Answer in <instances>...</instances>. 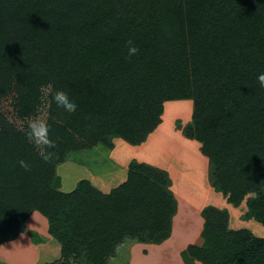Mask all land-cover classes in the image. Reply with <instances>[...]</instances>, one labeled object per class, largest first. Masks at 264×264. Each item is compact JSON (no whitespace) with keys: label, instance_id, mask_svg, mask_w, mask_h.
<instances>
[{"label":"trees","instance_id":"1","mask_svg":"<svg viewBox=\"0 0 264 264\" xmlns=\"http://www.w3.org/2000/svg\"><path fill=\"white\" fill-rule=\"evenodd\" d=\"M129 40L139 48L131 58ZM261 72L264 0H0V244L34 212L61 246L49 264H109L128 240L167 241L178 205L166 171L133 162L127 181L104 194L85 180L58 191L56 170L70 153L116 137L143 144L164 104L179 100L194 102L186 134L202 144L212 186L233 207L247 199L246 218L264 227ZM59 92L75 113L56 107ZM38 116L56 145L43 154L51 165L27 141ZM201 215L185 264H264V239L231 229L227 209Z\"/></svg>","mask_w":264,"mask_h":264},{"label":"rangeland","instance_id":"2","mask_svg":"<svg viewBox=\"0 0 264 264\" xmlns=\"http://www.w3.org/2000/svg\"><path fill=\"white\" fill-rule=\"evenodd\" d=\"M193 114L194 102L192 100L171 101L164 104L163 114L161 116V124L163 123V127L160 133V138L162 137V139L159 138L160 141H158L157 145L155 143H150L148 145V148L152 153H150L145 148L141 150L136 149L138 150V156L136 158L129 157L127 159V165H125L126 168L124 172L121 173L113 170L114 168L112 167V165L117 163L113 156L117 147V143L115 141H122L131 147H138L142 144L134 146L125 140L116 137L112 140V146L100 144L91 149H84L70 153L66 160L57 167V190L69 193L75 189L81 181L85 180L90 182L92 186L102 193L107 194L112 189L117 188L127 181L129 168L133 162L148 164L163 170L162 168L154 165V160L157 161V159H159V157L156 155L162 157L164 154H171L170 151L169 153L168 151L166 152V146L169 145L168 141H171L173 136L179 135L181 137H187V128L193 122ZM151 134L144 143H146L149 138H151ZM179 136L178 138L181 140V137ZM190 140L196 141L194 139ZM200 145L202 151V144L200 143ZM181 149L179 150L176 148L175 151L179 153V157L181 158L180 160H183L182 165H184L182 170L183 176L182 179H179V187H177L178 193H180V195L184 198V207L182 212L183 217L178 219L176 237L173 239L172 243L167 246L168 249H170V253L172 255L170 256L169 251L167 253L165 249H162V253L166 254L168 257L167 261H165V264L166 262H168L167 264H180L173 252L175 249L177 250L178 248L185 246V244L189 241L194 240V237L198 233L199 226L201 225V221L198 219L196 212L199 207L198 204L206 202V199L208 196H210L208 195V192L203 189V187L197 184L194 178L195 172L192 168L193 156L189 153L190 148L187 145H182ZM121 151L125 156H127L131 150L128 149V147H124V149L121 148ZM163 160L165 161L166 158ZM169 160H172L171 157ZM166 172L171 178L170 173L168 171ZM208 177H210L209 180L212 184L214 180L212 168L209 170ZM170 190L173 192L171 188ZM215 192L220 194L219 196L221 198V192L216 189ZM193 195L194 197H192ZM222 198L223 201L221 203V208H226L229 211L231 229H248L255 237L264 239V227L260 223L246 218L247 199L244 200V202L239 207H233L227 203L226 198L223 196ZM189 204H191L194 209H192ZM177 205H179L178 200ZM192 211H194V214H190ZM43 238L53 240L52 243L48 244L52 246L54 253L58 251V248L61 250L60 244L49 233L47 219L41 213L34 212L25 221L22 233H20L16 238L5 240L0 244V264L35 263V249L33 250L31 248L36 247L37 251V248L42 247V245L46 242ZM200 239L201 234L196 242H200ZM126 242L125 245L122 246L121 255L119 256L118 260L113 261L112 264H127L129 259V251L136 242L131 240ZM57 243L58 245H56ZM157 251L158 250L156 249L153 250V253L149 254L148 256L136 251L134 252V261L136 264H163L160 259H162V256L165 255H160L159 253H156ZM31 257L33 259L32 261H29ZM23 260H25V262Z\"/></svg>","mask_w":264,"mask_h":264},{"label":"crops","instance_id":"3","mask_svg":"<svg viewBox=\"0 0 264 264\" xmlns=\"http://www.w3.org/2000/svg\"><path fill=\"white\" fill-rule=\"evenodd\" d=\"M168 103V102H167ZM166 104V103H165ZM162 127H163V123L155 130V132L153 134H151V138H149V140L142 144L141 146L138 147H131L128 146L127 144H125L122 141H115L116 144V149L114 151V159L116 160V164L112 165V167L114 168L113 170L117 171L118 173L124 172L125 170V165H127V159L129 157H137L138 156V150L136 149H147L149 152V148L148 145L151 143H155L156 145L158 144V141H160V139H162V137L160 138V133L162 131ZM179 135H175L171 138V141L169 142V145L166 146V152L169 151L171 152V154L169 155H162V157L156 155L157 157H159V159L154 160V165H156L157 167L162 168L163 170H166L170 173L171 175V179H172V186L171 189L173 190L177 200H178V211L176 213V215L173 218V229H172V234L171 237L165 241L163 244L161 245H153V244H142V243H135V245H133L129 251V259L127 264H136L134 261V252H139L141 254L144 255H149L153 253V250H158L156 253H159L160 255H165L162 256V259H160L161 262H163V264H165V261H167L168 257L166 256V254L162 253V249H165V251L169 254L170 256L172 255L170 253V249H168L167 246H169L173 239L176 237V229H177V222L178 219L183 217L182 216V212H183V207H184V198L180 195V193H178L177 187H179L178 181L179 179H182L183 176V160H180L181 158L179 157V153L176 152V148H178L179 150L182 148V145H187L190 148L189 153L193 156V163H192V168L195 172V180L197 182L198 185H200L201 187H203V189H205V191L208 192V198L206 199V202L202 203V204H198V210L197 215H198V219L201 221V225L199 226L198 229V233L197 235L194 237V240L189 241L188 243L185 244V246L178 248L177 250L175 249V251L173 252L174 256L177 258V260L179 261L180 264H185L183 262L182 259V252L184 250L187 249V247L189 245L194 244L198 238L200 237V234L203 230V225H204V220L202 218V211L208 207V206H213V207H217L219 209H226V208H221V203L223 201V198L221 196L220 198V194L215 192V188L212 186L209 178V170L212 168V165L210 163V160L208 157H206L202 151H201V145L200 143H198L197 141H193L188 139L187 137L184 136H179L181 137V140L178 138ZM160 138V139H159ZM159 139V140H157ZM122 143V144H121ZM173 143V144H172ZM124 147H128V149H130V153L129 155L125 156L124 153L121 151V148L124 149ZM182 150V149H181ZM152 153V152H150ZM171 157L172 160H169ZM166 160L164 161L163 159ZM190 173V172H189ZM192 174V173H191ZM182 197V198H181ZM194 197V195L192 196ZM189 206L194 209L192 207L191 204H189ZM224 207V206H223ZM196 210V209H195ZM194 210V211H195ZM194 211H192L190 214H194ZM46 242L45 244L42 245V247L37 248L36 251V247L35 248H31V249H35V263L33 262H28L29 264H49L52 263L54 261H56L57 259L60 258V249L58 248L57 252H53L52 246L48 243H52L53 240L47 239V238H43ZM47 239V240H46ZM127 243V242H126ZM15 245V244H14ZM13 245V247H14ZM40 245V244H39ZM58 245V243L56 244ZM124 244H122L120 247H118L117 252H116V256L114 258H112L109 261V264H112L113 261L118 260L119 256L121 255V250H122V246H124ZM8 249V248H6ZM168 249V250H167ZM19 254V253H17ZM32 257L30 258L29 261H32ZM25 262V260H23ZM168 262H166L167 264ZM8 264V263H5ZM26 264V263H24ZM196 264H201L199 262H196Z\"/></svg>","mask_w":264,"mask_h":264},{"label":"clouds","instance_id":"4","mask_svg":"<svg viewBox=\"0 0 264 264\" xmlns=\"http://www.w3.org/2000/svg\"><path fill=\"white\" fill-rule=\"evenodd\" d=\"M127 47V55L128 58L136 56L139 53V48L135 45V43L131 40L128 42ZM257 80L261 87H264V72H261L257 76ZM52 85L49 84L47 86H42L41 90L44 95L48 94V91L51 89ZM52 101L56 105V107L68 113H75L78 109L77 103L71 99L68 95L64 94L63 92L57 93L53 98ZM52 130L48 127V125L42 122V117H37L33 120H30L27 124V132L26 137L27 141L30 144H33L34 147L41 152L42 154V162L45 165H51L53 162L54 157L51 155H43L46 151L47 152H54L56 149V145L52 143L51 138ZM18 164L20 167L27 173L31 172L28 164L23 161L19 160Z\"/></svg>","mask_w":264,"mask_h":264}]
</instances>
